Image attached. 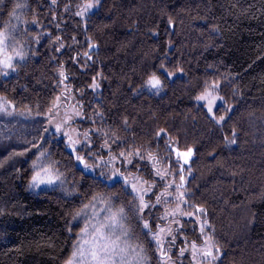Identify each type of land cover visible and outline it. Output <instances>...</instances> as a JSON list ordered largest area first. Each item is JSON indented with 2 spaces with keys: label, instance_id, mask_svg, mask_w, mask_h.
Returning a JSON list of instances; mask_svg holds the SVG:
<instances>
[{
  "label": "trees",
  "instance_id": "obj_1",
  "mask_svg": "<svg viewBox=\"0 0 264 264\" xmlns=\"http://www.w3.org/2000/svg\"><path fill=\"white\" fill-rule=\"evenodd\" d=\"M17 2L28 4L17 12L22 20L36 19L37 24L10 19L7 12ZM4 4L7 11H0V28L6 22L18 24L29 33L17 34L18 39L35 34L39 43H26L25 60L17 58L15 71L9 70L7 76L0 73V96L12 100L19 111L31 107L34 116L37 105L46 111L56 96L67 95L58 83L62 66L69 77L64 84L77 106L83 105L84 120L78 129H100L101 134L93 136L94 150L104 142V132L115 131L123 143L112 144L114 153L151 142L153 154L170 155L175 161V153L165 147L168 136L156 145L155 132L166 129L172 140L178 139L179 150L193 148L185 169L187 199L207 210L209 233L221 248L217 264H264V0H102L87 29L72 7L65 12L72 0H57L56 5L51 0ZM37 26L44 29L42 37ZM86 37L98 45L87 64L82 56ZM61 44L64 47L56 51ZM78 53L79 61L74 62ZM161 62L176 74L168 78L158 73L164 82L159 94L141 91L145 71ZM94 76L100 84L95 91L89 87ZM213 81L221 84L219 94L226 101L217 115L224 114L225 106L234 109L223 129L208 121L195 99L205 83ZM26 124L15 132L0 124V264H65L84 224L70 213L88 202L90 191H118L119 185L96 187L88 176L82 178L65 142H53L48 147L61 161L63 187L29 188L35 157L31 152L13 153L22 152L23 142L36 137L41 126L33 120ZM233 129L237 143L225 147L223 138ZM138 167L139 175L151 182V163L140 161ZM177 167L173 163L174 171ZM120 199L129 202L132 197L121 194ZM163 211L161 206L146 219L163 225L157 219ZM183 220L185 235L197 239L196 225ZM136 231L143 240L139 228ZM183 246L178 239L173 259ZM187 254L179 264H190Z\"/></svg>",
  "mask_w": 264,
  "mask_h": 264
},
{
  "label": "snow or ice",
  "instance_id": "obj_2",
  "mask_svg": "<svg viewBox=\"0 0 264 264\" xmlns=\"http://www.w3.org/2000/svg\"><path fill=\"white\" fill-rule=\"evenodd\" d=\"M51 3L56 5L57 0H51ZM101 4L102 0H82L81 3L76 4V11L73 15L79 17L87 29L88 21L91 16L95 15V10ZM0 5L3 6L0 11H7L4 0H0ZM26 7H28L27 3L17 2L7 14L10 19L22 21L25 25L37 24L36 19L22 20V17L17 14L18 10ZM71 7V4L66 5L65 12H69ZM168 23L173 25L171 17ZM17 34L23 37L29 36L27 29L21 31L18 24L6 22L0 28V73L5 76L8 75L9 70L15 71L14 61L17 58L19 61L25 60L26 43L33 41L39 43L38 36L30 37V39H18ZM56 40L59 41L60 37H56ZM86 45L87 51L82 54L85 64L93 60V49L98 48V45L92 42L91 37H86ZM63 47L64 45L61 44L56 51H60V48ZM6 49L9 51L7 55H5ZM79 58L80 54L78 53L73 58L74 62H78ZM176 71L182 73L183 69L177 68ZM158 73L165 74L168 78L176 74L169 71L168 65L161 62L158 68L154 66L152 70L145 71L140 90L159 94L164 87V82ZM97 75L103 78L102 73H97ZM59 76L58 83L63 85L62 93H67V95L56 96L46 111L37 105L33 117L31 107L26 105L23 111H19L12 100L0 96V118H14L18 115L31 117L34 124L41 126L37 129L36 137L23 142L22 152L13 153V155H25L31 152L32 157H35L31 165L34 174L29 188L46 191L48 188L63 187L65 180L63 179L64 173L61 171V161L53 158L48 146L53 142L64 143L65 141L66 148L70 149L69 155L74 158L77 165L82 166L79 169L82 178L88 176L96 187L103 184L105 188L115 189L119 185L118 191H90L87 194L88 202L70 213L73 220L82 218L84 224L77 234L72 245V252L65 264H152L153 258L156 259V264H177V261L173 259L172 249L176 247L178 239L184 245L176 253L179 259L188 253L191 256L192 264H217L221 248L214 236L208 233V229H211L212 225L206 219L207 210L200 205H192L187 199L188 194L183 173L184 165L189 163L193 155V148L186 146L185 150H179L178 139L172 140L166 129L161 128L154 134L157 148L159 142L168 136L165 147L169 153H175V161L171 160L170 155L161 158L158 153L153 154L151 142L148 147L145 145L137 147L133 144L125 150L114 153L112 144L119 146L120 143H123L115 131L104 132V142L99 146V150H94L96 145L93 136H99L100 129L90 128L80 132L72 127L75 118L83 117L80 110L83 105H69L61 115L62 105L75 97L71 95L72 90L68 85L64 84V81L69 77L63 71L62 66ZM89 87L93 91L100 87L95 76ZM220 88L221 84L218 81L206 82L195 99L198 107L204 110V116L208 121L223 129L231 119L228 114L234 112V109L225 106L224 114L217 115L219 111L217 102L220 101L226 105V101L218 94ZM96 115L102 116V113L97 112ZM91 122L94 124L95 120ZM127 123V119H124L123 124L126 126ZM223 139L225 147L235 145L238 133L233 129L231 136L225 135ZM173 144L176 147H173ZM103 153L107 154V159L104 158ZM144 160L152 165L153 179L151 182L139 175L141 169L138 167V162ZM173 163L178 166L175 171ZM133 169H135V173H133ZM97 170H99L98 175H91ZM188 172L191 173V168L188 169ZM177 175L179 183L175 180ZM170 176L171 180H169ZM41 185L44 188H41ZM121 194L130 195L131 201H121ZM169 205L174 206L170 207ZM161 206L164 208V213L157 219L167 221L166 224H154L151 219H146V216ZM184 206L193 210L187 211ZM185 217L198 226L197 239L189 240L185 235V223L187 222L183 220ZM137 228L143 235V240L137 234ZM68 231L71 233V227L68 228ZM193 231L195 232L196 229L194 228ZM150 252L152 255H149Z\"/></svg>",
  "mask_w": 264,
  "mask_h": 264
},
{
  "label": "rangeland",
  "instance_id": "obj_3",
  "mask_svg": "<svg viewBox=\"0 0 264 264\" xmlns=\"http://www.w3.org/2000/svg\"><path fill=\"white\" fill-rule=\"evenodd\" d=\"M82 2V0H72V10L75 12L76 11V4L77 3H81ZM81 20V19H80ZM42 27L41 26H37V30H36V32L37 31H39V33H40V35H41V37H42V34L44 33H42ZM44 30V29H43ZM33 37H36L35 36V34L33 35ZM219 94V93H218ZM72 95V94H71ZM220 95V94H219ZM73 96V95H72ZM221 96V95H220ZM197 102V101H196ZM69 105H77L76 104V102H75V99H69L66 103H64L63 105H62V107H61V115H63V112H64V109L65 108H67ZM221 105H223L222 104V102H220V101H218L217 102V107H219V106H221ZM33 117H34V114H33ZM81 120H84V117H77V118H75V120H74V122H73V124H72V127L73 128H76V129H78V124H80V121ZM32 121V118L31 117H25V116H16V117H14V118H12V117H3V118H0V124H2L1 126H3V127H5V128H7V129H10L12 132H15L17 129H22V128H24V127H26L27 126V124H26V122H31ZM79 130V129H78ZM80 131V130H79ZM80 132H84V131H80ZM65 145H66V141H65ZM68 151L70 152V149H68ZM105 159H107V157L105 158ZM182 162V161H181ZM189 164V163H188ZM187 164V165H188ZM187 165H184V173H183V175L185 176V181L187 180V178H188V173H187V171L185 170L186 169V166ZM79 166V165H78ZM79 167H82V166H79ZM97 172H99V170H97ZM172 179V177L170 176L169 177V180H171ZM175 180H176V182L177 183H179V176H175ZM158 182V181H157ZM170 207H173L174 205H169ZM163 207V206H162ZM185 208H186V210L187 211H192L193 209L192 208H188L187 206H184ZM163 210H164V208H163ZM163 213H164V211H163ZM163 213L161 214V215H163ZM183 219H188V220H190L189 218H187V217H185V218H183ZM167 223V221H164V224H166ZM163 224V225H164ZM196 231H197V233H198V226H196ZM208 233H209V229H208ZM199 234V233H198ZM187 254V253H186ZM187 255H189L190 256V254H187ZM190 258H191V256H190ZM174 260H176L177 261V264H179V261H181V259H179V258H177V259H174ZM190 264H192V261H190Z\"/></svg>",
  "mask_w": 264,
  "mask_h": 264
}]
</instances>
